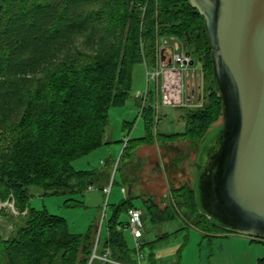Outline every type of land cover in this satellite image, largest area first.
I'll return each instance as SVG.
<instances>
[{
  "label": "trees",
  "instance_id": "1",
  "mask_svg": "<svg viewBox=\"0 0 264 264\" xmlns=\"http://www.w3.org/2000/svg\"><path fill=\"white\" fill-rule=\"evenodd\" d=\"M83 36L88 51L76 47ZM161 37L181 41L196 56L204 102L186 113L183 131L156 135L160 140L189 139L197 150L222 115V100L215 90L203 18L187 0H0V200L11 195L18 209H26L24 225L15 234H0V264H137L135 249L123 234L128 211L136 208L130 197L111 205L108 199L101 224L105 236L101 240L99 233L96 240L99 218L87 231L70 233L64 218L30 207L29 188L72 194L91 185L105 198L102 188L110 182L115 162L91 169H75L72 162L110 144L108 111L129 97L136 64L155 65ZM153 113L148 101L141 112L144 134L122 148L115 172L124 184L130 179L119 162L139 143L154 142ZM171 194L173 202L165 209L143 199L150 221L180 218L205 235L231 232L199 211L192 185L171 189ZM158 242L142 239L140 249ZM94 246L99 256L108 249L110 260H90ZM257 264H264V256Z\"/></svg>",
  "mask_w": 264,
  "mask_h": 264
},
{
  "label": "rangeland",
  "instance_id": "2",
  "mask_svg": "<svg viewBox=\"0 0 264 264\" xmlns=\"http://www.w3.org/2000/svg\"><path fill=\"white\" fill-rule=\"evenodd\" d=\"M86 36L76 41V47L83 51H88L90 47V44L85 40ZM175 44L178 45L176 50H174ZM167 47L173 52L184 50V44L181 41L173 37H161L157 44V57L159 51ZM191 57L194 60V67L199 68L200 63L196 56L192 54ZM143 62L145 61L142 60V63L133 67L132 86L133 84L134 86L125 103L122 106L111 107L108 111L110 145H103L88 155L75 159L72 162L75 169L101 168L103 167L101 160L106 159L107 163H112V160L118 159L124 140L140 137L144 134L145 121L143 116L139 114V105L133 99L136 96L142 102L141 98L134 93L136 90H143L144 87L140 84L144 81ZM158 62L159 60L156 58L154 67ZM151 93L146 99V103L148 101L153 102L155 99L156 91ZM129 101H132V106L127 105ZM156 116L158 120H156ZM124 120L127 122L126 124H124ZM221 122L222 115L220 114L203 137L202 145L215 137L219 130L218 124ZM182 130H184V125L177 119L174 110L165 108L162 103H157L156 107L154 106L152 125V132L155 135L154 142L152 144L139 143L132 149L131 156H127L122 163L119 162V170L121 171V166L123 168L124 165L126 178L130 179L129 184H138L137 186L141 187L143 199L152 201L157 209H165L169 202H173L171 189L183 184L195 187V180L192 177V162L196 153L192 146L195 143L182 137L172 141L160 140L156 135L157 132ZM132 146L133 144L129 147ZM141 146H143V150L139 154L142 157L131 161ZM110 153H112V157H110ZM111 170L110 179L112 180L115 176V183L110 188L111 199L109 198V204H117L122 199L130 197L133 206L141 209L142 215L145 217L143 220V239L147 241L159 239L158 244L152 249L148 246L144 247L145 259L143 258L140 264H153V262L155 264H257L258 258L263 257L264 238L239 232L222 231H209V234L205 235L196 227L190 224L185 225L180 218L160 222L150 221L142 201L128 195L125 196L120 192L121 186L124 185L121 175L119 171L113 173V168ZM106 171L109 173V166ZM29 193L30 207L37 210L45 209L50 214L64 218L70 233L87 231L89 225L96 219L98 221L99 218L95 236L97 239L101 233L100 239L104 238L105 223H103L102 228L101 224L108 196L103 199L98 187L93 186L91 190L85 189L83 192L72 194H43L40 187L32 186L29 188ZM114 194L116 201H113L112 198ZM0 206V234L6 238L15 234L19 226L24 225L26 209H18L11 195L6 200H0ZM182 211L184 209L180 208L179 212L182 213ZM110 214L111 209L108 207L107 216L109 217ZM125 218L126 214H122V219ZM123 234L128 247L133 250L134 240L131 232L127 228H123ZM163 235L166 237L159 238ZM150 254L154 256L152 259L149 258Z\"/></svg>",
  "mask_w": 264,
  "mask_h": 264
},
{
  "label": "water",
  "instance_id": "3",
  "mask_svg": "<svg viewBox=\"0 0 264 264\" xmlns=\"http://www.w3.org/2000/svg\"><path fill=\"white\" fill-rule=\"evenodd\" d=\"M187 1L203 18L222 100L219 130L192 162L198 209L226 230L264 238V0Z\"/></svg>",
  "mask_w": 264,
  "mask_h": 264
},
{
  "label": "crops",
  "instance_id": "4",
  "mask_svg": "<svg viewBox=\"0 0 264 264\" xmlns=\"http://www.w3.org/2000/svg\"><path fill=\"white\" fill-rule=\"evenodd\" d=\"M168 49L170 48L168 47L162 48L159 51V55H158L159 62L157 64V67L161 68L162 71L159 76L157 84L154 82H149L148 97L150 96V94H152L151 92L156 91L157 94H156L155 99L152 102L153 105L156 107L157 103H162V105L165 108L173 109L177 119L181 122V124L184 125L186 113L188 111L196 109L197 107L202 106L204 102V99L202 97L201 69L200 67L199 68L194 67V63H193V65H189L187 70H180L179 66L171 63L170 60L174 52L172 51V53H169ZM153 68L155 67L154 66L149 67V69H153ZM140 84L141 86L142 85L144 86L143 87V90H144L146 86L145 66H144V81ZM134 95L136 94L134 93ZM133 99L135 103L139 105V109H140L139 114H141L142 102L136 96ZM127 105L132 106V101H129ZM156 112H157V108H156ZM157 116H156V120H158ZM126 123L127 122H125L124 120V124ZM176 132H181V131H176ZM165 133H170V132L166 131ZM109 140L111 143L110 137H109ZM107 145H110V144H107ZM122 145H123V142H122ZM141 150H143V146L137 149L135 158H133V160L131 159V161H134L135 159H140L141 155L139 153L141 152ZM110 157H112V153H110ZM118 160H119V157L117 160L115 161L112 160V161L117 162ZM101 161H103L104 162L103 164H105V162H107V159L101 160ZM137 185L138 184L131 185V183L124 184L121 186L120 192L123 193L125 196L128 195V196L137 198L143 202V193L141 191V187H138ZM88 190H91V189H88ZM109 198L111 199V191L109 192V195H108V199ZM112 198H113V201H116L115 194L112 196ZM153 257H154L153 255L149 256V258L151 259ZM144 259H145V254H144ZM153 264H155V262H153Z\"/></svg>",
  "mask_w": 264,
  "mask_h": 264
},
{
  "label": "built area",
  "instance_id": "5",
  "mask_svg": "<svg viewBox=\"0 0 264 264\" xmlns=\"http://www.w3.org/2000/svg\"><path fill=\"white\" fill-rule=\"evenodd\" d=\"M185 52H186L185 50L176 51L172 54V57H171V63L179 66L180 70H187L190 65L189 63L191 60V55L186 56ZM143 63L145 66L146 86L144 90H141V91L139 90V91H136L135 93L142 100L141 109L144 107L146 103V99L148 97V89H149L148 83L154 82L157 84L159 76L162 71V69L157 67V65L155 66V68L149 69L147 64L145 62ZM127 142H128V139L123 141V147L127 144ZM101 163L103 164L104 162L101 161ZM116 166H117V162H115L112 166L113 173L116 170ZM111 181L112 180H110V182L102 188V191L103 193H105L106 197L109 195V192H110ZM87 188L92 189L93 186L89 185L87 186ZM141 214L142 212L139 208L130 209L128 211L129 223L126 227L131 232L133 240H134V249H135L137 264H140L141 260L144 258V253L140 249L141 244H142V239H143V220H142ZM95 246H96V242H95ZM95 246H94V250L92 252L90 260L94 257L100 258L103 261L110 260L108 258L109 253H110L108 249H106L105 253L102 256H99L95 254Z\"/></svg>",
  "mask_w": 264,
  "mask_h": 264
}]
</instances>
